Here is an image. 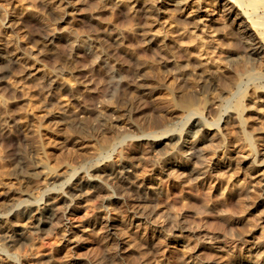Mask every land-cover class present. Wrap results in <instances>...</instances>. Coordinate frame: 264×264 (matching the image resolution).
Wrapping results in <instances>:
<instances>
[{
	"label": "rangeland",
	"instance_id": "1",
	"mask_svg": "<svg viewBox=\"0 0 264 264\" xmlns=\"http://www.w3.org/2000/svg\"><path fill=\"white\" fill-rule=\"evenodd\" d=\"M168 1L0 0V211L23 198L62 203L93 166L122 159L119 143L135 148L126 154L130 187L110 181L108 200L85 187L88 199L40 233L35 209L20 221L25 239L2 247L0 235V264H213L208 257L242 255L264 264V244L246 249L264 242L256 130L264 52H249L225 0ZM239 97L242 122L233 114ZM198 113L221 116L220 140L200 142L208 159L229 164L220 173L172 175L159 151L135 140L183 128ZM58 177L71 179L57 185Z\"/></svg>",
	"mask_w": 264,
	"mask_h": 264
},
{
	"label": "bare ground",
	"instance_id": "2",
	"mask_svg": "<svg viewBox=\"0 0 264 264\" xmlns=\"http://www.w3.org/2000/svg\"><path fill=\"white\" fill-rule=\"evenodd\" d=\"M167 3L175 7H179V8H184L186 5L185 0H170ZM223 5L225 7L226 15H228L229 18L233 16L232 18L233 24H236L238 26L239 30L242 32L241 36L248 41L247 42L245 40L247 43H249V47H250L249 52L255 55L261 54L262 51L264 52V0H225L223 2ZM163 9L164 8H162V10ZM217 20L215 19V22ZM11 54L6 55V58L11 61L12 60L14 61L15 59L19 58L18 55H11ZM4 72L2 73L0 71V78L1 76L4 77L5 75ZM20 87H22V85L18 84V88ZM240 100H241V97H239L238 102L235 105L236 108L233 111L234 112L233 114H235L236 118H239V119H241L242 115L240 117V113L241 111H243V109L241 110L242 104L240 103L241 102ZM208 108L216 110L215 103L210 104ZM217 110L219 109L217 108ZM66 116L68 118V115ZM189 118H190L188 119L189 121H187L188 123L186 122L187 126L184 125L185 126L184 127L182 125L183 128H180V129L170 128L161 134H155V135L151 134V136H149L150 134L149 135L145 134V138L142 137L143 134H141V135L136 136L135 140H137L140 143L142 139H145L147 143V146L145 145V147L152 149V150H156L154 151L156 153L157 151H159V154H162L163 156L161 155L162 156L161 157L160 155H158L157 157L160 156L161 158L164 159L163 169L167 170L168 173H172V175L176 174L178 177H181V176H193L194 177V175L198 176L200 174H205L207 170H210L211 172L220 173V171L223 168L228 167L229 164L227 166V163L224 160H216V159H211V158L208 159L204 154V152L206 151H204L200 142L204 140H210V141L218 140V138L222 135L221 132L223 128V127L221 128V123H220L221 116L218 115L215 119H213V121L206 120L199 113L195 114L194 116L191 115V117ZM242 121L243 119H241V122ZM259 123H260V126L258 125L259 127L257 126L258 129L256 130L259 134H262L263 136L264 125H263V122H259ZM252 137L250 136V138ZM118 145H120L121 147L120 149L123 152L122 159L119 160L118 162H111L107 164L104 168H101L99 166H93L90 169L89 173L86 174L85 178L83 177L81 179H78L76 182H73L69 185V190L62 198V203H60L59 201L55 203H51L45 200V202H41V203H45L44 207L41 208L39 207L40 206L39 204L41 203L36 198H23L19 200L17 203L12 204L9 207L5 208L4 210L0 211V229L3 231L5 230L10 231L9 233L7 232H4L2 234L0 233L1 238L3 239V242H2L3 244L1 243L2 244L1 246L11 248L14 246V244H16L17 241L19 242L25 239V235L22 231V228H20L21 226L20 221L21 219H23L24 216L26 217V215H30L32 214V212L34 213L35 209H36V214L33 215L35 216L34 217L35 230L38 233H40V232L46 231V229L50 230L52 227H54V225L58 221H61V218L65 213H72L73 211H76L75 209H77L83 201L88 199L86 196L87 194L84 191L85 187L87 186L91 187L95 193L98 192L100 194L104 192L106 193V195L108 194V196L105 197L106 200H108L111 198V194L109 192L110 191V188H109L110 181H114L120 187H122L121 184L122 185L124 184L123 186H125L126 184H128V186L133 184L134 175L132 171L128 168L132 162L130 158L128 157L129 154L127 153L129 152L131 153L132 149H135V148H133V146L130 143H126V142H121ZM137 147H140V146H137ZM143 150H142V153H143ZM254 151L256 152L255 149ZM142 153L140 154L142 155ZM178 153H180L181 155L179 156ZM147 157L148 155L146 156V159ZM253 160L254 159H252V161ZM219 173H216V174H219ZM58 178H59V181L57 182V185L58 183L59 185H61L62 183L66 184L67 180L71 179L69 177L67 178V180L66 178L62 179L63 177L61 178V180H60V177ZM51 190L49 188L46 190L47 193L46 192L45 193L48 195L51 192ZM194 240H195L194 243L192 242L193 244L191 243V241L187 240V244L188 245L190 243L192 244L191 245L192 252L196 254L195 257H197L198 255L200 256L203 253H205L204 251L205 242L204 240H200L199 238L194 239ZM238 244L240 245V243ZM263 244L264 242L250 243L248 241V244H247L248 246H246L247 247L246 249H248L249 251H253V250L257 251L261 245L263 246ZM242 256H240V258H238L239 256L236 258H232L227 262H225L223 259H220L219 257L214 258L213 256V257H208V258H209V261L212 262L213 264H263L261 261H259L258 259L254 257L241 258ZM246 256H247V253H246ZM12 263H14L13 259L12 260L10 259L8 264H12Z\"/></svg>",
	"mask_w": 264,
	"mask_h": 264
}]
</instances>
